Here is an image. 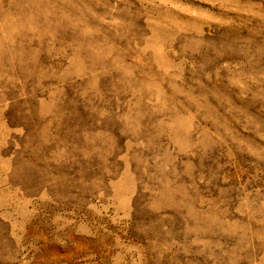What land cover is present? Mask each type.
<instances>
[{
    "label": "rangeland",
    "instance_id": "obj_1",
    "mask_svg": "<svg viewBox=\"0 0 264 264\" xmlns=\"http://www.w3.org/2000/svg\"><path fill=\"white\" fill-rule=\"evenodd\" d=\"M0 264H264V0H0Z\"/></svg>",
    "mask_w": 264,
    "mask_h": 264
}]
</instances>
